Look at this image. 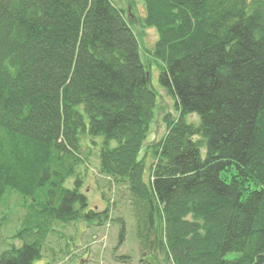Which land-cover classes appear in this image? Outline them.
Instances as JSON below:
<instances>
[{
    "label": "trees",
    "instance_id": "16d2710c",
    "mask_svg": "<svg viewBox=\"0 0 264 264\" xmlns=\"http://www.w3.org/2000/svg\"><path fill=\"white\" fill-rule=\"evenodd\" d=\"M143 3L178 112L147 166L156 93L123 9L0 0V231L9 205L23 210L0 264H40L69 225L110 220L105 194L99 212L81 191L85 133L103 140L98 172L128 192L139 264H264V0Z\"/></svg>",
    "mask_w": 264,
    "mask_h": 264
},
{
    "label": "rangeland",
    "instance_id": "374dc122",
    "mask_svg": "<svg viewBox=\"0 0 264 264\" xmlns=\"http://www.w3.org/2000/svg\"><path fill=\"white\" fill-rule=\"evenodd\" d=\"M114 3L123 9L126 19L130 21L129 23L139 43L140 58L148 66L149 86L156 93L153 119L140 155L141 158L144 157L147 166L152 161L147 146L150 142L158 141L163 136L166 131L165 120L167 118L174 119L178 116L175 106L176 100L170 90L158 81L162 63L152 55L157 40V32L154 28L144 26L143 0H114ZM187 120L196 122L198 118L193 115ZM83 135H85L82 137L85 166H81L79 171L81 172L83 169L86 171L83 173L81 191L86 195L88 208L99 212L105 210L106 202L102 197L105 194L111 208L110 220L100 227H85L87 221L69 225L62 230L63 236L61 234L60 239L52 236L47 241L40 264H45L51 258L55 259L53 264H139L141 253L134 235L135 220L131 213L128 192L124 186H116L110 183L106 176L98 172L96 155L102 146V138H95L96 144H92L90 137L86 133ZM115 145L116 142L114 141L109 143L110 147ZM204 154V149H201V156L203 157ZM143 179L148 180V169L145 170ZM74 182L75 178L68 179L65 182V187L73 188ZM22 212L23 210L19 207L14 208L12 205H9V211H4L8 215L7 218L10 223L7 228H2L0 231V249H8L13 242L14 245L19 246L17 241L11 240L10 237L18 228L17 224H19V217ZM117 219H122L126 228L124 242L121 245H118L120 224L116 222ZM66 242H68L69 248L66 247ZM123 255L129 257L128 263H122L118 260ZM237 256L238 253L235 252L225 254V258L228 260Z\"/></svg>",
    "mask_w": 264,
    "mask_h": 264
}]
</instances>
